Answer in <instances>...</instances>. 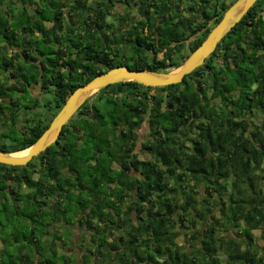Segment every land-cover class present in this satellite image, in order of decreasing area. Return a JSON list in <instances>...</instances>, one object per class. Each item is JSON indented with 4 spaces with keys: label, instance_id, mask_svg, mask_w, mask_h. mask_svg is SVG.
I'll return each instance as SVG.
<instances>
[{
    "label": "trees",
    "instance_id": "16d2710c",
    "mask_svg": "<svg viewBox=\"0 0 264 264\" xmlns=\"http://www.w3.org/2000/svg\"><path fill=\"white\" fill-rule=\"evenodd\" d=\"M228 7L221 0H0V151L31 146L69 94L105 70L178 68L187 55L174 59V53L187 40L195 50ZM124 52L138 57L121 60ZM148 88L176 92L167 101L181 103L178 115L188 117L170 121L168 110L167 120L151 124L159 132L153 165L166 168L140 175L93 170V157L105 162L110 149L104 138L92 139L93 121L79 119L94 112L84 103L72 129H62L60 146L56 141L26 165L0 163V199H25L12 209L0 204V215L11 220L4 230L15 232L19 249L10 262L9 252H1L0 264H264V0L180 83ZM213 98L217 103L208 102ZM81 131L86 138L78 141ZM127 142L118 143L116 155L126 153ZM74 166L79 171L69 175ZM74 223L93 230L97 242L94 249L86 245L79 263L56 246L70 240L67 225ZM110 230L118 233L113 240Z\"/></svg>",
    "mask_w": 264,
    "mask_h": 264
},
{
    "label": "flooded vegetation",
    "instance_id": "af4514ba",
    "mask_svg": "<svg viewBox=\"0 0 264 264\" xmlns=\"http://www.w3.org/2000/svg\"><path fill=\"white\" fill-rule=\"evenodd\" d=\"M145 31H147L146 28ZM157 55L158 58H163L164 53L159 52ZM122 56L123 59L121 60H127L126 58H131L136 55L131 52H124L122 53ZM135 60L137 59L135 58L133 62H135ZM192 80L195 81V77H193ZM148 87L153 86H146L142 84L140 86L133 87L130 85L112 86V84H109L93 92L77 109L76 112L80 110L81 106L84 103H88L89 106H91L92 110L94 107V112L88 110V114L86 116L84 114L80 115L79 119L93 121V128L95 129L96 135H93L92 139L95 140V136L97 138H104V140L108 142L107 147L110 149V152L108 153L110 156L105 157V159H107L105 160V162L100 161L104 158L100 154H97L95 157H93V159L90 161L91 168L93 166V170L97 169L100 172L103 171L113 174L121 173L122 171H124L131 175H140L144 172H147V169H149V171H158L166 168L159 163H155V165H153V163L155 162L153 147L156 145V137L157 135H159V132L154 131L151 124H160L162 121L167 120L164 114L168 110H174L175 112V115L174 112H172L173 116H168L170 121H173V117L182 118L183 120L188 119V117L186 115L182 117L178 115L179 110H177V106L181 104H177L179 100L175 102V104H177V106L175 107L170 106V103L167 101V98L169 96H176V92L170 94V92L166 90L153 91L149 90L150 88ZM203 87L206 91L207 98H209L212 91H210V93H207L208 87L204 85ZM183 88V85L180 86V89ZM161 94L164 95V100H160L159 102H157V100H155V97ZM199 95L201 101L202 96L201 94ZM177 96L179 95L177 94ZM209 101L210 103H217L218 99H208V102ZM202 103L204 102L202 101ZM75 114L71 117V119L76 116ZM70 120L63 125V128L65 125H67L70 130L72 129V126L69 125V122H71ZM189 120L192 119L189 118ZM104 124H106L107 126H102ZM162 133L163 132H161V134ZM66 134L67 132L64 131L63 135L59 136L60 138H58V141H60V144H56V146L61 145V142L63 141ZM177 137L178 135L174 138L177 140ZM85 138L86 135H84V132L81 131V135H79L78 141H83ZM122 139H128L127 144H123L122 147L127 151L126 153H123L121 155H116L113 149L118 146V143L121 142ZM178 139H180V137H178ZM175 145L177 146L176 142ZM186 146L190 147V143L185 144L184 147ZM99 163L100 165H97ZM43 168L46 169L45 166H43ZM79 168L80 166H74V168L70 170L68 169L67 172L69 173V175H73L79 171ZM9 199L13 203L16 198L11 197ZM76 224L77 223L67 225V228L70 230V235L73 239L76 238V236L78 235V231L81 230V227L79 228V224L78 226ZM3 241L4 240L0 237V246H4ZM14 244L16 245L17 243L15 242ZM68 247L69 245L65 243L59 247V250H61L62 252H67L66 250ZM1 252L2 249L0 247V253Z\"/></svg>",
    "mask_w": 264,
    "mask_h": 264
},
{
    "label": "water",
    "instance_id": "95a60500",
    "mask_svg": "<svg viewBox=\"0 0 264 264\" xmlns=\"http://www.w3.org/2000/svg\"><path fill=\"white\" fill-rule=\"evenodd\" d=\"M256 0H235L224 12L221 19L209 31L201 44L193 50L182 64L174 69L175 73L153 70H131L127 66H117L105 70L91 78L85 84L75 88L68 96L59 111L50 121L48 127L27 149L23 157L12 156L11 152L0 151V163L12 166L26 165L33 157L54 144L63 125L74 115L79 106L95 91L109 84L122 81H135L139 84L161 87L180 83L183 77L197 67L214 51L217 43L228 33L239 20L248 12Z\"/></svg>",
    "mask_w": 264,
    "mask_h": 264
},
{
    "label": "rangeland",
    "instance_id": "374dc122",
    "mask_svg": "<svg viewBox=\"0 0 264 264\" xmlns=\"http://www.w3.org/2000/svg\"><path fill=\"white\" fill-rule=\"evenodd\" d=\"M235 0H221V3L223 2L224 3V5H228V6H230L233 2H234ZM195 7H197V5L195 6ZM17 8H20V7H17ZM198 8V7H197ZM18 11H19V9H9V12H11L10 14L11 15H13V16H15V17H17L18 16V18H20V19H22L23 21L25 20V14L24 13H20V14H18ZM27 14L28 15H30L31 14V9H28V11H27ZM210 24V26H212V27H214L215 26V24L213 23V20L209 23ZM193 25V24H192ZM208 26V25H207ZM204 33V29L202 30V31H200L197 35L199 36V37H201L202 36V34ZM143 34L144 35H148V33H147V31H144L143 32ZM187 44H188V40L185 42V45H184V47L181 49V50H179V53H177V51L175 52V55L176 56H174V59H176L178 56L180 57L181 55H188L189 53H190V51L188 50V47H187ZM41 48L42 49H46L47 47H46V45L45 44H42L41 45ZM32 56H34V54H33V52H32ZM30 57H31V54H30ZM129 63H131L130 61H129ZM167 70H169V69H167ZM174 71V70H173ZM159 72H163V71H159ZM31 88V90L33 91V93H37L38 92V87H34V86H31L30 87ZM207 93H210V91H207ZM25 111L27 112L28 111V109H25ZM25 125V124H24ZM2 142H5V138L4 139H0V143H2ZM40 160H39V158L38 157H36L35 159H34V161H32V168L34 167L35 168V172H34V178H37V176L39 175V169H40V162H39ZM77 167H79V166H77ZM39 168V169H38ZM81 171H82V173L83 172H85V170H83V169H81ZM110 174H112V175H114L113 173H110ZM79 188V187H78ZM74 189L73 187L71 188V191H73L75 194H77V193H80V191H79V189ZM24 191H26V188H24L23 189ZM62 200H64V201H66L67 200V197H65L64 199L62 198ZM3 202H5L7 205H10V204H12V202H11V200L9 199V198H6V199H0V204L1 203H3ZM15 202L17 203V204H19V205H23L24 204V202H25V199L23 200V199H16L15 200ZM64 204V203H63ZM11 207L10 208H8V209H12V205H10ZM73 207H71V210L73 211ZM72 217H74V215L72 216ZM11 220H9V216L7 217V214H1L0 215V237L4 240L3 241V243H4V246H0L1 247V249H2V252L4 253V256L5 257H7L8 256V252H9V254L11 255L10 257L11 258H9V261H7V262H10V260L13 258V256H14V254H15V252L16 251H18L16 248H17V246H18V243L15 245L14 243H15V241H14V237L13 236H15V232L14 231H11V230H4V227H5V225L7 224V223H9ZM13 222L15 223L16 221L15 220H13ZM6 228V227H5ZM79 228H80V225H79ZM255 233H257V232H255ZM83 235V234H82ZM182 236V235H181ZM179 237V239H178V241L180 242V243H182V242H184L183 241V238L182 237ZM72 237L70 236V240H66L65 239V243L67 244V245H69V247H70V249H69V247L67 248V252H71L72 253V251H74L75 250V246L77 245L76 244V242H80V240H77L76 241V239H71ZM46 240V239H45ZM73 243H72V242ZM61 242L62 241H59V243H58V241H56V245H57V249H60L59 247V245H61ZM72 243V244H71ZM62 246V245H61ZM45 247V242L44 243H41V248H44ZM60 252H61V250H59ZM75 255V254H74Z\"/></svg>",
    "mask_w": 264,
    "mask_h": 264
},
{
    "label": "crops",
    "instance_id": "0c3cea01",
    "mask_svg": "<svg viewBox=\"0 0 264 264\" xmlns=\"http://www.w3.org/2000/svg\"><path fill=\"white\" fill-rule=\"evenodd\" d=\"M182 6H186V5L183 4ZM76 225L78 226V223ZM79 225L81 227V230L78 231V235L76 236L75 239H76V241L80 240V242H76L77 245L75 246V250L72 251L73 254L77 255V258H78L77 262L78 263L80 262V256L82 255V251L86 248V245L90 249H94V246L97 243L96 241H94L95 240V237H94L95 233L93 232V230H90V231L84 230L85 226L83 224L82 225L79 224ZM106 235H107V237L109 239L113 240V239H115L117 237L118 233L116 231H114V230H110V231L106 232ZM50 237H51V235L48 234V235H44L42 239L43 240L46 239V241H49ZM84 237L87 239L86 242L84 241ZM58 243H59V241H58ZM59 246H61V245H59ZM57 250L59 251V249H57ZM65 253H67L68 255L71 254V252H65ZM115 258L116 257H113V261L115 260Z\"/></svg>",
    "mask_w": 264,
    "mask_h": 264
},
{
    "label": "bare ground",
    "instance_id": "6f19581e",
    "mask_svg": "<svg viewBox=\"0 0 264 264\" xmlns=\"http://www.w3.org/2000/svg\"><path fill=\"white\" fill-rule=\"evenodd\" d=\"M176 71H172L171 73H175ZM28 149H23V150H19V151H15V152H11L10 154L12 156H15V157H23L26 155Z\"/></svg>",
    "mask_w": 264,
    "mask_h": 264
},
{
    "label": "clouds",
    "instance_id": "9594fccd",
    "mask_svg": "<svg viewBox=\"0 0 264 264\" xmlns=\"http://www.w3.org/2000/svg\"><path fill=\"white\" fill-rule=\"evenodd\" d=\"M212 28H213V27H212ZM212 28H211V29H212ZM189 54H190V53H189ZM189 54H188V55H189ZM186 58H187V57H186ZM186 58H185V59H186ZM173 70H174V69H173ZM173 70H170V71H173ZM166 72H169V71H166ZM74 114H75V113H74ZM70 119H71V118H70ZM70 119H69V120H70ZM69 120H68V121H69ZM70 121H71V120H70ZM65 124H66V123H65ZM60 135H61V134H60ZM57 141H58V140H57Z\"/></svg>",
    "mask_w": 264,
    "mask_h": 264
}]
</instances>
